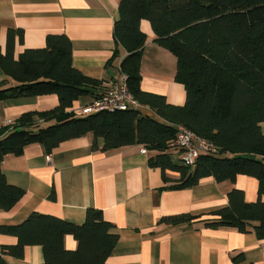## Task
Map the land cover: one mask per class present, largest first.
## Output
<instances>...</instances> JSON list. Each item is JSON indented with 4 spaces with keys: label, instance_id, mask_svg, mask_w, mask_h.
<instances>
[{
    "label": "trees",
    "instance_id": "16d2710c",
    "mask_svg": "<svg viewBox=\"0 0 264 264\" xmlns=\"http://www.w3.org/2000/svg\"><path fill=\"white\" fill-rule=\"evenodd\" d=\"M118 11L114 37L127 51L120 67L127 74L131 93L156 115L143 107L82 116L67 112L79 95L89 92L86 87L98 84L72 66L70 38L51 33L43 47L24 48L15 56V37L21 43L23 32L8 28L5 50L0 48V68L17 84L3 87L0 83V99L51 93L57 95L58 105L22 113L19 124L0 138V208L12 207L23 195V189L8 183L1 170L5 155H19L31 143H41L50 152L62 141L91 133L93 148L102 138L105 149L139 143L155 151L148 163L160 168L164 182H173L171 188L195 185L209 175L230 182L239 174L256 178L257 200L246 201L243 190L234 187L227 192V205L202 222L206 227L253 230L264 238V201L260 198L264 194V0H119ZM142 19L149 21L155 41L176 57L175 77L186 92L182 105L140 88L146 40ZM38 118L55 122L31 129ZM176 124L209 139L219 152L200 153L192 166L174 161L169 143ZM169 171L178 177H168ZM194 219L182 213L164 216L160 222ZM112 227L95 207L86 209L80 224L33 211L16 225H0V233L16 237L15 243L0 246V264H9L5 255L21 258L28 245L41 246L43 261L38 264H105L118 241ZM66 234L76 240L75 249L65 248Z\"/></svg>",
    "mask_w": 264,
    "mask_h": 264
},
{
    "label": "crops",
    "instance_id": "0c3cea01",
    "mask_svg": "<svg viewBox=\"0 0 264 264\" xmlns=\"http://www.w3.org/2000/svg\"><path fill=\"white\" fill-rule=\"evenodd\" d=\"M118 4L119 0H0V48L5 50L8 28L23 32L21 43L15 37V56L24 48L43 47L48 34H66L72 44V66L98 81L93 91L79 95L65 110L82 109L120 74L127 51L114 37ZM140 28L146 34L140 88L163 95L168 103L184 104L186 92L175 77V55L155 41L148 20L142 19ZM0 83L3 87L17 84L1 68ZM57 105L58 97L51 93L0 99V138L19 124L22 113ZM143 110L156 115L147 106ZM54 122L38 118L30 128ZM92 139L87 133L62 141L50 152L41 143H31L19 155H5L1 170L8 183L23 189V195L12 207L0 208V225H16L33 211L80 224L86 209L95 207L118 235L105 264H264V238H258L253 230L206 227L202 222L227 205V192L234 187L243 190L246 201L257 200L256 178L239 174L230 182L209 175L195 185L171 188L173 182H164L160 168L148 163L155 151L146 148L144 153V145L139 143L105 149L102 138L93 148ZM176 150L169 152L177 162ZM167 176L177 178L178 174L169 171ZM260 198L264 201V194ZM182 213L195 219L178 224L160 222L164 216ZM15 242V236L0 233V246ZM63 242L67 249L76 248L70 234ZM4 257L9 264H38L43 252L40 245H28L21 258Z\"/></svg>",
    "mask_w": 264,
    "mask_h": 264
},
{
    "label": "built area",
    "instance_id": "2783aa9c",
    "mask_svg": "<svg viewBox=\"0 0 264 264\" xmlns=\"http://www.w3.org/2000/svg\"><path fill=\"white\" fill-rule=\"evenodd\" d=\"M128 77L120 69V74L111 78L105 87L104 92L92 103L82 109H73L75 116H82L100 110H126L129 108L144 107L131 93L128 87ZM176 134L169 143V150L178 152V160L183 165H194L200 153L216 154L218 147L209 139L201 137L183 124H176ZM146 152V148H142Z\"/></svg>",
    "mask_w": 264,
    "mask_h": 264
},
{
    "label": "water",
    "instance_id": "95a60500",
    "mask_svg": "<svg viewBox=\"0 0 264 264\" xmlns=\"http://www.w3.org/2000/svg\"><path fill=\"white\" fill-rule=\"evenodd\" d=\"M86 90L89 91V92H90V91H93V89H91V88H89V87H86Z\"/></svg>",
    "mask_w": 264,
    "mask_h": 264
},
{
    "label": "rangeland",
    "instance_id": "374dc122",
    "mask_svg": "<svg viewBox=\"0 0 264 264\" xmlns=\"http://www.w3.org/2000/svg\"><path fill=\"white\" fill-rule=\"evenodd\" d=\"M143 111V110H142ZM149 113V112H148Z\"/></svg>",
    "mask_w": 264,
    "mask_h": 264
}]
</instances>
